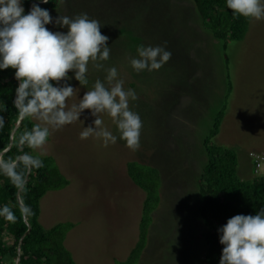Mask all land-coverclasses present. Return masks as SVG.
<instances>
[{
  "label": "rangeland",
  "instance_id": "1",
  "mask_svg": "<svg viewBox=\"0 0 264 264\" xmlns=\"http://www.w3.org/2000/svg\"><path fill=\"white\" fill-rule=\"evenodd\" d=\"M49 12L53 17L86 12L104 25L101 33L111 48L106 66L117 67L125 87L136 91L131 107L143 128L136 151L119 140L108 147L95 138L81 141V121L54 132L45 156L55 160L69 184L43 196L39 224L45 231L72 226L64 246L76 264L123 262L137 241L145 198L126 175V164L137 162L159 172V204L138 264H203L197 180L206 163L204 140L224 105L208 145L235 153L241 180L264 172L260 160L252 173L253 159L264 158V21L249 20L244 38L228 41L223 51L222 42L203 29L191 0H59ZM165 43L172 56L160 70H132L129 58L137 45ZM97 77L103 73L90 66V85ZM86 90L78 88L69 105ZM87 114L81 116L85 127L94 119H85ZM102 118L115 129L110 117Z\"/></svg>",
  "mask_w": 264,
  "mask_h": 264
},
{
  "label": "clouds",
  "instance_id": "2",
  "mask_svg": "<svg viewBox=\"0 0 264 264\" xmlns=\"http://www.w3.org/2000/svg\"><path fill=\"white\" fill-rule=\"evenodd\" d=\"M25 0H0V71L14 69L15 88L13 106L20 120L35 121L9 137V143L0 149V177L6 178L16 189V204H0V218L15 223L20 217L35 215L32 207L24 202L28 191L29 176L42 169L44 148L52 134L81 121V141L99 139L104 147L124 141L125 146L136 151L140 148L143 121L131 105L138 99L132 88L125 87L117 67L106 66L110 60L109 37L101 33L104 26L86 12L74 16L53 17L48 9L40 7L49 0H33L25 12ZM233 18L244 17L250 21H264V0H225ZM52 25L66 31H53ZM172 53L164 45L139 44L136 55L129 58V65L136 73L160 70ZM103 73L89 81V69ZM80 87H74L71 81ZM90 85V86H89ZM87 89L78 102L70 98L77 89ZM7 105L0 102V113ZM93 117L84 126L81 116ZM111 118L115 129L105 126L103 116ZM5 118L0 115V130ZM12 148L18 150L7 156ZM27 148L28 151L24 149ZM219 243L223 246L219 264H264V206L255 215L237 214L227 219L217 229Z\"/></svg>",
  "mask_w": 264,
  "mask_h": 264
},
{
  "label": "trees",
  "instance_id": "3",
  "mask_svg": "<svg viewBox=\"0 0 264 264\" xmlns=\"http://www.w3.org/2000/svg\"><path fill=\"white\" fill-rule=\"evenodd\" d=\"M33 0H25V12L29 10ZM200 23L216 40L222 42V50L226 49L228 41H240L244 38L249 20L244 17L233 18L232 10L226 7L225 0H191ZM59 0H49L40 7L54 10ZM225 63L227 59L224 55ZM14 69L0 71V102L7 105V110L0 113L5 118V125L0 130V149L10 141L9 137L19 121L16 134L25 128H31L32 120H20L13 106L15 88L18 81L14 79ZM229 91V89H228ZM225 105L214 119L213 128L204 140L206 163L197 180L198 186V216L205 231L201 239L205 246L202 257L203 264H219L222 245L219 243L217 229L226 223L227 219L237 214L255 215L264 206V172L254 176L250 181L241 180L237 175V158L235 153L222 146L208 145L215 137L223 117ZM28 151L27 148L24 149ZM18 150L12 148L7 156H14ZM45 166L34 170L29 176L28 191L24 202L30 205L34 216L25 219L18 217L15 223L0 218V264H15L19 246V264H76L69 251L64 246L67 233L71 230L69 223L57 224L45 231L39 224L40 200L48 191H59L68 186V181L61 174L55 160L44 156ZM255 160L264 163V158L253 159L252 173L256 171ZM255 166V167H254ZM254 171V172H253ZM126 175L131 182L142 190L145 198L142 203L141 218L138 224V238L123 262L114 264H138L145 248L147 232L151 224V214L159 204V172L155 168L128 162ZM16 189L6 178L0 177V204H16ZM27 228L29 231L27 232ZM8 238V240H7Z\"/></svg>",
  "mask_w": 264,
  "mask_h": 264
},
{
  "label": "water",
  "instance_id": "4",
  "mask_svg": "<svg viewBox=\"0 0 264 264\" xmlns=\"http://www.w3.org/2000/svg\"><path fill=\"white\" fill-rule=\"evenodd\" d=\"M30 4H32V3H30ZM18 125H19V121L17 122L16 126L14 127L15 130L17 129ZM14 129H13V130H14ZM13 130H12L11 134L13 133ZM11 134H10V135H11ZM22 219H23V221L25 222V219H24V218H22ZM28 231H29V228H27V232H28ZM20 242H21V240L19 241V246H20ZM19 246H18V249H17V257H16L15 264H19Z\"/></svg>",
  "mask_w": 264,
  "mask_h": 264
},
{
  "label": "built area",
  "instance_id": "5",
  "mask_svg": "<svg viewBox=\"0 0 264 264\" xmlns=\"http://www.w3.org/2000/svg\"><path fill=\"white\" fill-rule=\"evenodd\" d=\"M256 159H258V158H256ZM255 163H256V166H258L259 163L257 162V160H255Z\"/></svg>",
  "mask_w": 264,
  "mask_h": 264
},
{
  "label": "crops",
  "instance_id": "6",
  "mask_svg": "<svg viewBox=\"0 0 264 264\" xmlns=\"http://www.w3.org/2000/svg\"><path fill=\"white\" fill-rule=\"evenodd\" d=\"M54 10H55V9H54ZM51 11H52V10H51ZM51 26H52V25L50 24V25H48L47 27H50V29H51Z\"/></svg>",
  "mask_w": 264,
  "mask_h": 264
}]
</instances>
